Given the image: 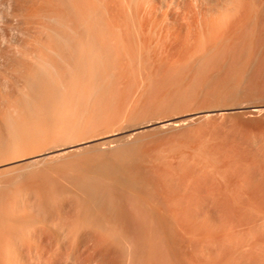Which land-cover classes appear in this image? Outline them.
Wrapping results in <instances>:
<instances>
[{
	"label": "rangeland",
	"instance_id": "obj_1",
	"mask_svg": "<svg viewBox=\"0 0 264 264\" xmlns=\"http://www.w3.org/2000/svg\"><path fill=\"white\" fill-rule=\"evenodd\" d=\"M234 2L0 0V240L55 229L13 264H264V0Z\"/></svg>",
	"mask_w": 264,
	"mask_h": 264
},
{
	"label": "bare ground",
	"instance_id": "obj_2",
	"mask_svg": "<svg viewBox=\"0 0 264 264\" xmlns=\"http://www.w3.org/2000/svg\"><path fill=\"white\" fill-rule=\"evenodd\" d=\"M21 1H24V0H21ZM40 1V0H39ZM44 1V0H43ZM46 1V0H45ZM48 1V0H47ZM93 1V0H92ZM104 1H124V0H104ZM125 1H128V0H125ZM130 1V0H129ZM131 1H134V0H131ZM137 1V0H136ZM147 1V0H146ZM200 1V0H199ZM234 1H238L237 3H242L241 1L242 0H233V2ZM245 1V0H244ZM249 1V0H248ZM210 2V1H209ZM247 2V1H246ZM252 2V1H251ZM202 3V2H201ZM235 3V2H234ZM237 3L234 5V7L230 10V9H228V11H227V14L226 13H223V15H224V18H223V21L221 22V23H223V24H225V23H227L228 24V22H230L231 20H232V18L234 19V16H235V18L237 17L236 15H238L240 12H242L243 10H246V9H243L244 7H242L241 5H243V3L241 4V5H237ZM248 3V2H247ZM252 4V3H251ZM250 4V5H251ZM249 5V6H250ZM245 6H247V5H245ZM252 6V5H251ZM213 8H214V6H212ZM248 7V6H247ZM246 7V8H247ZM250 8V7H249ZM248 8V9H249ZM150 9V8H149ZM206 9V8H205ZM227 9H225V10H227ZM242 9V10H241ZM251 9V8H250ZM249 9V10H250ZM145 10V9H144ZM230 10V11H229ZM146 11V10H145ZM149 12V11H148ZM194 12V11H193ZM198 12H199V10H198ZM201 12V11H200ZM245 12V11H244ZM250 12V11H249ZM248 12V13H249ZM243 13V12H242ZM203 14V13H202ZM206 14V13H205ZM149 15V14H148ZM196 15V14H195ZM242 16V15H241ZM244 16V15H243ZM246 16V15H245ZM248 16V15H247ZM212 17V16H211ZM210 17V18H211ZM239 17V16H238ZM146 18H147V16H146ZM196 18V17H195ZM213 18V17H212ZM219 18V17H218ZM240 18V17H239ZM243 18V17H242ZM247 18V17H246ZM143 19V18H142ZM199 19V18H198ZM205 19V18H204ZM249 19V18H248ZM145 20V19H144ZM241 19H239V21H240ZM245 20V19H244ZM140 21V20H139ZM211 21V20H210ZM204 22V21H203ZM215 22V21H214ZM220 22V21H219ZM235 22V21H234ZM111 23V22H110ZM141 22H139V24H140ZM150 23V22H149ZM194 23H195V21H194ZM232 23V22H231ZM242 23V22H241ZM151 24V23H150ZM153 24V23H152ZM212 24V23H211ZM211 24H209V25H211ZM191 25V24H190ZM234 25V24H233ZM232 25V26H233ZM195 26V25H194ZM204 26V25H203ZM221 26V25H220ZM219 25L217 26V27H220ZM223 26H225V25H223ZM205 27V26H204ZM118 28V27H117ZM143 28H144V26H143ZM149 28V27H148ZM147 28V29H148ZM210 28H212V29H210V30H212V32H210V34H211V36L209 35V33H206L207 35H209V37L210 38H212V39H214V37H215V23H213L211 26H210ZM223 27H221V29H222ZM229 28V27H228ZM198 29V28H197ZM218 29V28H217ZM204 30V29H203ZM149 31V30H148ZM190 31V30H189ZM192 31V30H191ZM198 31V30H197ZM218 31V30H217ZM220 31V30H219ZM193 32V31H192ZM200 32V31H199ZM205 32H206V30H205ZM204 33V32H203ZM144 34V33H143ZM148 34V33H147ZM189 34V33H188ZM202 34V33H201ZM191 35V34H190ZM189 35V36H190ZM217 35V34H216ZM202 36V35H201ZM218 36V35H217ZM198 37V36H197ZM196 37V38H197ZM194 38V37H193ZM113 39V38H112ZM111 39V40H112ZM202 39V38H201ZM193 40V39H192ZM189 41V40H188ZM203 41V40H202ZM214 41V40H213ZM192 42V41H191ZM201 42V41H200ZM210 42V41H209ZM215 42V41H214ZM213 44V43H212ZM215 44V43H214ZM198 45V44H197ZM202 45V44H201ZM196 46V45H195ZM206 46V45H205ZM210 46V45H209ZM209 46H207V47H209ZM206 47V48H207ZM214 48V47H213ZM195 49H197V48H195ZM207 49H209V48H207ZM211 50V49H210ZM209 50H207V52H208ZM49 66V65H48ZM53 68H55V65H54V67ZM52 68V69H53ZM52 72H53V70H52ZM48 73V72H47ZM35 75V74H34ZM33 75V76H34ZM43 75V74H42ZM55 75V74H54ZM52 78V77H51ZM50 80V79H49ZM36 81V80H35ZM39 81H41V80H39ZM53 83V82H52ZM38 84V83H37ZM40 84V83H39ZM51 85V84H50ZM40 86H41V84H40ZM51 87H53V86H51ZM54 89V88H53ZM52 89V90H53ZM48 95H50V94H48ZM52 96H53V94H52ZM52 96H50V97H52ZM49 97V98H50ZM48 99V98H47ZM56 104V103H55ZM52 107V106H51ZM51 109V108H50ZM55 109V108H54ZM254 111H258V112H261V111H264V105H260L259 107H255L254 108ZM51 113V112H50ZM50 113H49V115H50ZM175 117V116H174ZM168 120V119H167ZM179 121V120H178ZM178 121H173V122H171V121H165L163 124H165V125H170V124H176L177 125V122ZM179 122H181V120L179 121ZM9 126H10V124H9ZM161 126H162V124H161ZM10 128H13V127H10ZM12 131V130H11ZM131 134V133H130ZM107 136V135H106ZM98 137V136H97ZM102 137V136H101ZM94 139V138H93ZM92 139V140H93ZM99 139H101V138H99ZM110 140V139H109ZM111 141V140H110ZM86 141H82V142H79V143H77L76 145H81V144H83V143H85ZM98 142V141H97ZM101 142V141H100ZM107 142V141H106ZM74 143V142H73ZM102 143H104V142H102ZM72 144V143H71ZM98 144H99V142H98ZM76 145H70V146H67L66 144H65V146L63 145V146H58L57 148H55L54 150H51V151H48V152H46V154H49V153H52V154H54L55 156H59V155H62V154H64V153H66V152H68V150H72V148L73 147H75ZM54 147H56V146H54ZM33 155V154H32ZM42 154H39V155H35V156H41ZM35 156H33V157H35ZM4 163V162H3ZM2 163V164H3ZM122 168V167H121ZM120 168V169H121ZM117 169H119V168H117ZM109 170H111V169H109ZM116 170V169H115ZM122 170V169H121ZM113 171V170H112ZM116 172H118V170L116 171ZM116 172L114 171V173L116 174ZM124 172V171H123ZM122 172V173H123ZM129 172V171H128ZM109 173V172H108ZM113 173V174H114ZM107 174V173H106ZM114 174V175H115ZM119 174L120 173H118V175L117 176H119ZM124 174V173H123ZM110 175H112V174H110ZM108 176V175H107ZM113 177V176H112ZM121 177H123L122 175H121ZM125 177V178H124ZM123 177V179H126V176H124ZM120 179V178H119ZM115 180V179H114ZM113 180V181H114ZM117 180H118V178H117ZM117 180H115L114 182H117ZM131 182L133 181V180H130ZM119 182V181H118ZM117 182V183H118ZM127 183H128V181H126ZM126 182H124V184L126 183ZM136 181H134V183H135ZM120 183H121V181H120ZM123 183V182H122ZM129 184V183H128ZM123 185V184H122ZM131 185V184H130ZM129 186V185H128ZM134 186V185H133ZM132 187V186H131ZM130 187V188H131ZM135 188V187H134ZM38 196V195H37ZM163 197V196H162ZM27 199V198H26ZM36 199V198H35ZM38 199H39V197H38ZM40 200V199H39ZM28 201V200H27ZM37 201V200H36ZM168 202H169V199H168ZM167 202V203H168ZM32 203V202H31ZM34 203H36L37 204V202H35V200H34ZM178 204V203H177ZM32 205V204H31ZM31 205H29V207L31 206ZM34 205V204H33ZM38 205V204H37ZM37 205H34V206H36V207H38V209L37 208H34V206H31V211H30V213H33V212H35L34 214H37V215H32V214H30V213H28L27 215L28 216H22V215H17L16 216V214H15V216H14V213H13V215H11L12 217H9V215H8V217H9V221L11 220V222L13 221L14 223L13 224H18V223H16V222H19V221H27V222H30L29 224H30V226H31V228H29V229H27V233H26V236L23 234V235H21V234H18V233H21L20 231L21 230H19V229H17L18 230V233H17V235H21V236H15V235H13L12 236V238H13V240L15 239V241H10V243H7V241H1V242H3V243H0L1 245H0V247L3 249V250H5L4 251V253L6 254L4 257H5V259L8 257V259L11 261L12 259H14V260H16V261H23L24 259H25V255H27L28 256V258L30 257L31 258V260H34L33 258L34 257H36L37 255V259H41V257H43V255L41 256V254H43L42 252H41V250H40V253H37L38 251V249L37 248H39V247H37V248H35L36 249V251H34L33 250V247H34V245L36 244L35 242H32L35 238L36 239H39L40 238V235L42 234V232L44 231L45 232V227L47 226V222H49L51 219H50V217L54 214L53 212V214H50L49 213V211L47 210V212H46V210H44L43 211V209L44 208H42V210H40L39 209V206H37ZM170 206V205H169ZM41 207V206H40ZM27 208V207H26ZM150 208H151V206H150ZM170 208V207H169ZM30 209V208H29ZM28 208L26 209V210H29ZM152 209V208H151ZM155 209V208H154ZM4 210V209H3ZM12 210H14V209H12ZM16 210V209H15ZM21 210V209H20ZM25 210V211H26ZM35 210V211H34ZM157 210V209H156ZM19 211V210H18ZM14 212V211H13ZM159 212V211H158ZM157 212V213H158ZM167 212V211H166ZM171 212V211H170ZM16 213V212H15ZM18 213V212H17ZM27 213V212H26ZM26 213H24V214H26ZM137 213H139L140 214V212H137ZM154 213V212H153ZM168 213V212H167ZM23 214V213H22ZM166 214V213H165ZM164 214V215H165ZM172 214V213H171ZM170 214V215H171ZM177 214V213H176ZM175 214V215H176ZM180 214V213H179ZM51 215V216H50ZM57 215V214H56ZM138 215V214H137ZM159 215V214H158ZM166 215H169V214H166ZM5 216H7V215H5ZM36 216L38 217V218H36ZM59 216V215H58ZM57 216V217H58ZM132 216V215H131ZM144 216V215H143ZM152 216H154V214L152 215ZM151 216V217H152ZM160 216V215H159ZM162 217H163V214L161 215ZM174 216V215H173ZM183 216V215H182ZM135 217V216H134ZM141 217H142V215H141ZM149 217V216H148ZM155 217V216H154ZM168 217V216H167ZM170 217V216H169ZM172 217V216H171ZM170 217V218H171ZM181 217V216H180ZM52 218V217H51ZM144 218V217H143ZM173 218V217H172ZM175 218H176V216H175ZM6 219V218H5ZM8 219V218H7ZM41 219L43 220V221H45V222H41ZM50 219V220H49ZM56 219V218H55ZM136 219V218H135ZM145 219H147V218H145ZM157 219V218H156ZM160 219V218H159ZM164 219H165V217H164ZM163 219V220H164ZM3 220V219H2ZM134 220V219H133ZM148 220H149V218H148ZM177 220H179V219H177ZM9 221L8 220H6V222H8L9 223ZM22 221V222H23ZM53 221V220H52ZM134 221H136L137 222V220H134ZM139 221V220H138ZM147 221V220H146ZM157 221H159V220H157ZM0 222H1V220H0ZM40 222L42 223V227L40 228V226H38L37 228L35 227V226H37V224L36 223H38V224H40ZM57 222V221H56ZM55 222V223H56ZM147 222H149V221H147ZM178 222V221H177ZM4 222H2V224H3ZM26 223V222H25ZM45 223V224H44ZM51 223H53V222H50V225H51ZM139 223H140V221H139ZM142 223V222H141ZM146 223V222H145ZM12 224V223H11ZM20 224L22 225V223L20 222ZM28 224V223H27ZM34 224H36V225H34ZM44 224V225H43ZM57 224H61V223H56V225ZM63 224V223H62ZM9 225V224H8ZM26 225V224H25ZM67 225V224H66ZM88 225V224H87ZM141 225V224H140ZM1 226V225H0ZM13 225H11L10 227H12ZM17 226V225H16ZM16 226H14V227H16ZM49 226V225H48ZM64 226V225H63ZM84 226V224L82 225V227ZM2 227V226H1ZM7 225H5V228L4 229H6V231H9V230H7ZM9 227V226H8ZM52 227H54V225H52ZM58 227H59V225H58ZM60 227H62V225H60ZM65 227V226H64ZM67 228H69L70 230H71V225H70V227H69V225L68 226H66ZM65 227V228H66ZM80 227L81 226H79V229H80ZM21 228H23V227H21ZM28 228V227H27ZM48 227H46V229H47ZM50 226H49V230H50ZM56 228V227H55ZM65 228H63V229H65ZM1 229V228H0ZM11 230L10 231H12L13 229L12 228H10ZM16 229H15V231H12V233L13 232H15L16 233ZM52 229V228H51ZM59 229V228H58ZM74 229H76L75 228V226L73 225V232H74ZM88 229V228H87ZM3 229H1L0 230V235H1V232H3L2 231ZM53 230V229H52ZM55 230V229H54ZM53 230V231H54ZM62 230V229H61ZM70 230H68V233L69 232H71ZM77 230V232H78V229H76ZM83 230H84V228H83ZM83 230H81V231H83ZM5 231V230H4ZM6 231H5V233H6ZM9 231V232H10ZM52 231V232H53ZM58 231V230H57ZM65 231V230H64ZM64 231H63V233H64ZM66 231H67V229H66ZM81 231H80V233L79 234H81ZM59 232H62V231H60L59 230ZM73 232H71V233H73ZM76 232V231H75ZM84 232V231H83ZM82 232V233H83ZM4 233V232H3ZM3 233H2V235H3ZM4 233V234H5ZM11 233V232H10ZM9 233V234H10ZM14 233V234H15ZM47 233H50L51 234V232H45V235L47 234ZM54 233V232H53ZM62 233V234H63ZM66 233V232H65ZM71 233H69V234H71ZM8 233H6V235H7ZM44 234V233H43ZM43 234H42V236H43ZM79 234H78V236H79ZM97 234V233H96ZM100 234V233H99ZM48 235V234H47ZM57 235V234H56ZM55 235V236H56ZM66 235H67V233H66ZM77 235V234H76ZM83 235V234H82ZM85 235V234H84ZM104 234H102L101 236H103ZM49 237H50V235H48ZM47 236V237H48ZM63 236H65V234L63 235ZM70 235H67V238L69 237ZM98 236V235H97ZM100 236V235H99ZM106 236V235H105ZM4 237H6V236H4ZM8 237V236H7ZM53 237V236H52ZM62 237V236H61ZM60 237V239H62ZM66 237V236H65ZM74 237H76V236H73V238ZM8 238H10V237H8ZM11 238V239H12ZM16 238H19V240L18 239H16ZM26 238V239H25ZM56 238V237H55ZM58 238V237H57ZM56 238V239H57ZM73 238H72V240H73ZM80 237H78V239H79ZM84 238H86V237H84ZM100 238V237H99ZM26 241H25V240ZM33 239V240H32ZM35 239V240H36ZM42 239V238H41ZM77 239V238H76ZM75 239V240H76ZM81 239V238H80ZM83 239V238H82ZM102 239V238H101ZM34 240V241H35ZM64 240V239H63ZM67 241L69 240V239H66ZM87 240V239H86ZM99 240V239H98ZM28 241V242H27ZM39 240H37V242H38ZM44 241V240H43ZM32 242V243H31ZM42 242V241H41ZM81 242H82V240H81ZM35 243V244H34ZM57 243H58V241H57ZM63 243V242H62ZM54 244V243H53ZM60 244V243H59ZM64 244V243H63ZM67 245V244H66ZM84 245V244H83ZM65 246V245H64ZM82 246V245H81ZM0 248V249H1ZM64 249V248H63ZM63 249H62V251H63ZM0 253H2V252H0ZM70 253V252H69ZM74 253V252H73ZM40 254V255H39ZM46 254V253H45ZM67 254V253H66ZM104 254V253H103ZM102 254V255H103ZM3 255V254H2ZM47 255V254H46ZM59 255V254H58ZM58 255H57V257H58ZM71 255H73V254H71ZM7 256V257H6ZM65 256V255H64ZM104 256V255H103ZM195 256V255H194ZM197 256V255H196ZM45 257V256H44ZM60 257V256H59ZM71 257V256H70ZM105 257V256H104ZM109 258V257H108ZM197 258V257H196ZM2 259H3V257H2ZM8 259H6V260H8ZM60 259V258H59ZM63 259V258H62ZM68 259V258H67ZM105 259V258H104ZM103 259V260H104ZM107 259V258H106ZM6 260H5V262H6ZM30 260V261H31ZM42 260H43V258H42ZM18 261V262H19ZM26 261V260H25ZM70 261V260H69ZM107 261V260H106ZM106 261H105V263H106ZM26 262H28V260L26 261ZM33 262V261H32ZM31 262V263H32ZM37 262V261H36ZM67 262V261H66ZM109 262V261H108ZM111 262V261H110ZM14 262H13V260H12V264H13ZM17 263V262H16ZM15 263V264H16ZM51 263V262H50ZM58 263V262H57ZM63 263V262H62ZM2 264V263H1ZM11 264V263H10ZM19 264V263H18ZM38 264V263H37ZM104 264V263H103ZM111 264V263H110Z\"/></svg>",
	"mask_w": 264,
	"mask_h": 264
}]
</instances>
